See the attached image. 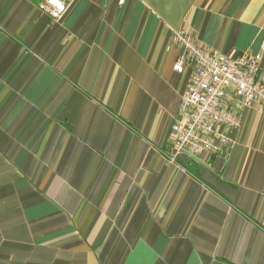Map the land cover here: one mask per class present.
Returning <instances> with one entry per match:
<instances>
[{"label": "crops", "instance_id": "obj_1", "mask_svg": "<svg viewBox=\"0 0 264 264\" xmlns=\"http://www.w3.org/2000/svg\"><path fill=\"white\" fill-rule=\"evenodd\" d=\"M41 1L0 0V264H264V105L169 155L173 30L264 71V0Z\"/></svg>", "mask_w": 264, "mask_h": 264}, {"label": "built area", "instance_id": "obj_2", "mask_svg": "<svg viewBox=\"0 0 264 264\" xmlns=\"http://www.w3.org/2000/svg\"><path fill=\"white\" fill-rule=\"evenodd\" d=\"M70 0H42L39 8L53 19H60ZM172 40L182 51L172 65L183 72L190 65V76L169 132V155L181 150L199 155L220 154L230 143L229 131L240 125L229 105H264V71L259 53L240 52L229 56L212 53L187 31L173 30Z\"/></svg>", "mask_w": 264, "mask_h": 264}]
</instances>
